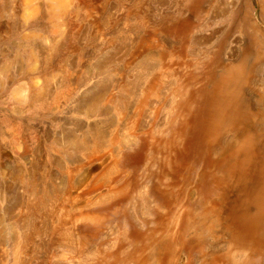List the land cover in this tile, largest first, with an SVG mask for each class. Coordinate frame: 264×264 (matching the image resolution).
Returning <instances> with one entry per match:
<instances>
[{
    "label": "rangeland",
    "instance_id": "obj_1",
    "mask_svg": "<svg viewBox=\"0 0 264 264\" xmlns=\"http://www.w3.org/2000/svg\"><path fill=\"white\" fill-rule=\"evenodd\" d=\"M85 2L89 23L101 15L109 19L106 28L87 25L85 41L81 35L89 56L71 51L74 43L66 38L55 48L37 37L34 65L27 54L30 40L24 39L21 63L11 62L14 22L28 21L23 0H0V69L8 66L0 72V264H206L211 256L228 254L231 264H264V226L254 229L245 217L264 151L243 169L225 150L236 128L219 139L212 130L221 62L240 53L249 63V85L264 93V0ZM37 3L43 7L42 0ZM41 13L37 26L47 24ZM161 50L163 64L151 59ZM113 54L110 74L95 75L96 65ZM70 59L77 66L64 69ZM145 76L155 82L151 90ZM31 78L51 97L18 102L19 85ZM68 80L71 88L59 95ZM101 90L102 114L88 116L84 101ZM117 110L124 114L125 132L115 122ZM92 127L105 137L95 147L65 148V136L81 137ZM35 166L41 190L30 195L32 188L15 175Z\"/></svg>",
    "mask_w": 264,
    "mask_h": 264
},
{
    "label": "bare ground",
    "instance_id": "obj_2",
    "mask_svg": "<svg viewBox=\"0 0 264 264\" xmlns=\"http://www.w3.org/2000/svg\"><path fill=\"white\" fill-rule=\"evenodd\" d=\"M86 1V0H85ZM84 0H42L43 7L40 4H36V0H23L24 7L23 10L27 13V22H20L15 21L14 22V29L13 33L10 36L11 38L14 37L13 41H11V44L14 46L15 54L12 57V64H17L18 62L21 63L20 57L22 54V48L23 45L21 43L22 39L29 42V48L27 51L29 60L35 64L38 52H37V46H32L35 39L37 37L44 38L46 42L49 43L55 42V45L53 47L59 48V41L63 37L68 39V41H72L71 44V51H79L78 56H82L83 58H86L89 56V52L87 51V45L86 42L84 44H80V38L81 35L85 41L84 36H86L87 25H90L92 28H106L107 25H109V19L101 15V17H98L97 20L90 22V14H85L83 10L86 8V2ZM255 1V0H254ZM93 3V2H92ZM256 5V4H255ZM91 6V3H90ZM89 6V7H90ZM42 8V9H41ZM88 8V7H87ZM256 9V8H255ZM88 10V9H87ZM91 10V9H90ZM85 11V10H84ZM43 12V18H46L47 24L46 25H36L38 14ZM240 14V13H239ZM42 15V13H41ZM40 16V14H39ZM242 17V16H241ZM42 18V17H41ZM89 20V22H88ZM260 20L256 18V21ZM49 25V26H48ZM37 26V27H36ZM28 27V32L23 34V28ZM90 27V28H91ZM240 27V26H239ZM63 28V29H62ZM139 29V28H138ZM142 29V28H141ZM242 30V29H241ZM240 30V31H241ZM252 30V29H251ZM264 30V29H263ZM239 31V32H240ZM115 34V33H114ZM87 37V36H86ZM89 37V36H88ZM240 37V36H239ZM111 38V37H110ZM119 38V37H118ZM153 39V38H152ZM260 39V38H259ZM123 40V39H122ZM111 41V40H110ZM172 41V40H171ZM155 44V43H154ZM169 44V43H167ZM172 44V43H171ZM179 44V43H177ZM123 45V44H122ZM238 45V44H237ZM245 45V44H244ZM243 45V46H244ZM250 45V44H249ZM47 46V45H46ZM153 46V45H152ZM169 46V45H168ZM181 47V46H180ZM46 48V47H44ZM48 49V48H47ZM46 49V50H47ZM146 49V48H145ZM173 49V48H172ZM171 49V50H172ZM24 50V49H23ZM27 50V48H26ZM43 51V50H42ZM116 51V50H115ZM142 51V50H141ZM181 51V49H180ZM244 51V50H243ZM253 51V50H252ZM12 52V51H11ZM237 50L235 51V53ZM240 52V51H239ZM43 54L45 52H42ZM49 53V52H48ZM122 53V52H121ZM155 53V52H154ZM163 50L158 52L156 54V57L152 55L149 57V59H156L157 62L160 64L163 62L165 58V55ZM175 53V52H174ZM234 53V54H235ZM72 54V53H71ZM169 54V53H168ZM172 54V53H171ZM257 54V53H256ZM122 55V54H121ZM240 53H236L234 56L237 57L235 60H232L230 62H221V72L218 77V86L215 88V95L213 96L214 99V105H213V125L212 130L214 132V137L216 139H219V137L223 134H225L226 130L232 129L233 127L236 128V130L231 132V138L229 142L225 146V150L227 149V157H230L237 166L239 167H245V165L250 164L249 163L253 157V155H257L259 151H264V93L260 94L257 93L255 88L249 85L248 78V67L249 63L246 60H243V57H239ZM49 56V55H48ZM115 55H111L108 59H104L101 62H97L96 65V74L95 75H109L112 68L110 67V64L112 61L116 62ZM241 56V55H240ZM51 57V55H50ZM103 57V56H102ZM173 57V56H171ZM223 57V56H222ZM146 58H148L146 56ZM177 58V56H176ZM79 59V58H78ZM145 59V58H144ZM143 59V60H144ZM172 59V58H170ZM251 61L253 60V57H249ZM147 60V59H146ZM169 60V59H168ZM68 64H64V69H72L74 66H77L75 63V60H68ZM142 61V60H141ZM219 61V60H218ZM261 61V60H260ZM78 62V61H77ZM149 62V61H148ZM170 62V61H168ZM176 62V61H175ZM4 63V61H3ZM8 63V62H7ZM81 63V61L79 62ZM130 64V63H129ZM163 64V63H162ZM215 64V63H214ZM20 65V64H19ZM149 65V64H148ZM32 66V65H31ZM142 66V65H140ZM150 66V65H149ZM148 66V68H150ZM155 66V65H154ZM159 66V65H158ZM220 66V65H219ZM254 66V65H253ZM4 67H1L0 72L3 71ZM8 67V66H7ZM6 67V68H7ZM35 67V66H34ZM32 67V68H34ZM157 67V66H156ZM161 67V65H160ZM5 68V69H6ZM21 68V66H20ZM54 68V66H53ZM135 68V67H134ZM140 68V67H139ZM146 68V67H144ZM147 68V69H148ZM174 68V67H173ZM217 68V66H216ZM55 69V68H54ZM146 69V70H147ZM254 69V68H253ZM139 70V69H138ZM143 70V69H141ZM156 70V69H155ZM163 70V67L161 68ZM251 70V69H250ZM34 71V70H33ZM52 71V70H51ZM140 71V70H139ZM19 72V71H18ZM48 72H50L48 70ZM161 72V71H160ZM176 72V71H175ZM213 72V70H212ZM59 73V72H58ZM88 73V72H87ZM124 73V72H123ZM159 73V72H158ZM70 74H72L70 72ZM91 74V73H90ZM137 74V73H136ZM169 74V73H168ZM56 72H53L52 77L57 76ZM178 75V74H177ZM257 75V74H256ZM50 76V75H48ZM139 75H136V77ZM184 76V75H183ZM258 76V75H257ZM58 77V76H57ZM164 77V76H163ZM217 77V76H216ZM50 78V77H49ZM71 78V77H69ZM110 78V77H109ZM143 78V77H142ZM159 78V77H158ZM180 78V77H179ZM187 78V77H186ZM104 79V78H103ZM102 79V80H103ZM145 85L146 89L151 90L154 86V81H152V78L145 76ZM172 79V78H171ZM40 80V79H39ZM134 80V79H133ZM157 80V79H156ZM155 80V81H156ZM176 80V79H175ZM130 81V80H129ZM166 81V80H165ZM168 81V80H167ZM184 81V80H183ZM253 81V80H252ZM45 82V81H44ZM99 82V81H98ZM105 83V81H104ZM109 83V82H108ZM130 83H133L130 82ZM129 83V84H130ZM140 83V82H139ZM172 83V82H171ZM170 83V84H171ZM178 83V82H177ZM184 83V82H183ZM186 83V82H185ZM189 83V82H188ZM187 83V84H188ZM248 83V84H247ZM255 83V82H254ZM23 84V85H22ZM21 85H19V89H17V96H18V102H29L31 105L37 101L44 102L45 98H50L51 94H45V91L41 88L39 89L37 87L38 81H36L34 78L27 79L24 81ZM44 84V83H42ZM46 84V83H45ZM73 84V83H72ZM127 84V83H126ZM135 84V83H134ZM125 85V84H124ZM123 85V86H124ZM138 85V84H137ZM136 85V86H137ZM256 85V84H255ZM42 86V85H41ZM169 86V85H168ZM181 86V85H180ZM61 87V86H60ZM134 87V86H133ZM71 88L70 81H65L62 84V91L59 93V95H63L68 89ZM101 88V87H100ZM132 88V87H131ZM130 88V89H131ZM137 88V87H136ZM140 88V87H139ZM157 88V87H156ZM102 89V88H101ZM128 89V88H127ZM175 89V88H174ZM250 89V92L248 91ZM107 90V89H106ZM129 90V89H128ZM138 90V89H137ZM147 90V91H148ZM184 90V89H183ZM195 91V90H194ZM49 92V91H48ZM130 92V90H129ZM140 92V91H139ZM58 93V92H57ZM68 93V92H67ZM162 93V92H161ZM131 94V93H130ZM138 94V93H137ZM119 95V94H118ZM129 95V94H128ZM142 95V94H141ZM168 95V94H167ZM176 95V94H175ZM192 95V94H191ZM190 95V96H191ZM46 96V97H45ZM125 96V95H124ZM120 97V96H119ZM208 97V96H207ZM131 98V97H130ZM189 98V97H188ZM106 99V92L101 90L98 92H95L91 97H89L86 102L84 101V112L91 117L99 116L102 114V105ZM124 99V98H123ZM128 99V98H127ZM162 99V97H161ZM138 100V99H137ZM116 101V100H115ZM161 101V100H160ZM169 101V99H168ZM172 101V100H170ZM135 102V101H134ZM184 102V101H183ZM182 102V103H183ZM115 103V102H114ZM121 103V102H120ZM136 103V102H135ZM118 104V102H117ZM131 104V103H129ZM209 104V103H208ZM108 105V104H107ZM116 105V104H115ZM119 105V104H118ZM112 106V105H111ZM131 106V105H130ZM174 106V105H173ZM149 107V106H148ZM170 108V107H169ZM174 108V107H173ZM192 108V107H191ZM114 109V108H113ZM128 109V108H127ZM163 109V108H162ZM208 109V108H207ZM129 110V109H128ZM83 112V110H81ZM107 111V110H106ZM132 111V110H131ZM136 111V110H135ZM173 111V110H172ZM186 111V110H185ZM191 111V110H190ZM115 112V111H114ZM125 112V111H124ZM164 112V110H163ZM183 112V111H182ZM207 112V111H206ZM142 113V112H141ZM131 114V113H130ZM146 114V113H145ZM152 114V113H150ZM166 114V113H165ZM171 114V113H170ZM164 115V114H163ZM236 117H235V116ZM123 112L120 110H117L115 112V122L117 125L121 126V129L123 132L126 131V124L125 119H123ZM136 116V115H135ZM169 116V115H168ZM107 117V116H106ZM143 117V116H142ZM151 117V115H150ZM127 118V117H126ZM183 118V117H182ZM113 119V117H112ZM165 119V118H164ZM114 120V119H113ZM134 120V118H133ZM141 120V119H140ZM110 121V120H109ZM127 121V120H126ZM142 121V120H141ZM139 121V122H141ZM110 123H113L110 122ZM115 124V123H114ZM168 124V123H167ZM134 125V123L132 124ZM162 125V124H161ZM114 126V125H113ZM140 126V125H139ZM110 127V126H108ZM104 128V127H103ZM120 128V127H119ZM129 128V127H128ZM141 128H143L141 126ZM114 129H116L114 127ZM84 130V129H83ZM133 130V129H132ZM110 131V130H109ZM128 131V130H127ZM113 132V131H112ZM110 132L108 135V139L110 141H113V134ZM83 133V132H82ZM120 133V132H119ZM68 135V134H67ZM64 136V135H63ZM81 136V135H80ZM118 137V136H117ZM104 137V132L101 130V128L98 127H92L82 134L81 137L74 136V135H68L65 136L62 139V142L65 145V148L67 149H75V151H84L85 149H89L93 146L96 141H100ZM125 138V137H124ZM127 138V137H126ZM214 138V139H215ZM107 139V140H108ZM105 140V141H107ZM135 140V139H134ZM225 140V138H224ZM61 142V141H60ZM125 142V141H124ZM130 142V141H129ZM201 142V141H200ZM214 142V141H213ZM62 143V144H63ZM220 143V142H219ZM223 141V145H224ZM217 144V143H216ZM103 145V144H102ZM123 145V144H122ZM99 147V146H98ZM123 147V146H122ZM121 147V148H122ZM153 148V147H152ZM66 149V150H67ZM113 149V148H111ZM223 149V148H222ZM95 150V149H94ZM156 150V149H155ZM68 151V150H67ZM70 151V150H69ZM89 153V152H88ZM151 153V152H149ZM218 153V151H217ZM219 153H221L219 151ZM92 154V153H91ZM262 154V153H261ZM264 154V153H263ZM81 156V155H80ZM150 156V155H149ZM262 156V155H261ZM70 158V157H69ZM71 160V159H70ZM211 160V159H210ZM224 160V159H223ZM226 160V158H225ZM152 162V161H151ZM221 162V161H219ZM218 162V163H219ZM217 163V164H218ZM231 163V162H230ZM39 164V163H38ZM150 164V163H149ZM216 164V163H215ZM65 165V164H64ZM60 166V165H59ZM63 166V165H62ZM61 167V166H60ZM99 167V166H98ZM227 167V166H226ZM230 167V166H229ZM64 169V168H63ZM233 169V168H232ZM244 169V168H243ZM248 169V168H247ZM36 166L31 167L26 171H19L15 177L19 180L23 179V182L26 186V189H31L30 195L37 194L40 192V184L39 179L36 178L35 172ZM220 171V170H219ZM244 171V170H243ZM38 172V171H37ZM246 172V171H245ZM225 173V172H224ZM231 173V172H230ZM239 174V173H238ZM237 174V175H238ZM241 174V173H240ZM37 175V174H36ZM235 175V174H234ZM233 175V176H234ZM38 176V175H37ZM40 176V175H39ZM212 176V175H211ZM210 176V177H211ZM41 177V176H40ZM215 177V176H214ZM224 177V176H223ZM241 177V176H240ZM243 178V176H242ZM245 179V178H244ZM235 180V179H234ZM77 181V180H76ZM233 183V181H232ZM235 183V182H234ZM210 184V183H209ZM238 184V183H237ZM44 185V184H43ZM42 185V186H43ZM85 185V184H84ZM108 185V183H107ZM45 187V186H44ZM143 187V186H142ZM239 187V186H238ZM59 188V187H58ZM74 188V187H73ZM108 188V187H107ZM50 189V188H49ZM2 191V189H0ZM47 190V189H46ZM91 190V189H89ZM217 190V188H216ZM43 188V192H44ZM50 191V190H49ZM3 192V191H2ZM48 192V191H47ZM60 192V189H59ZM139 192V191H138ZM146 192V191H145ZM42 193V192H41ZM65 193V192H64ZM85 193V192H84ZM114 193V192H111ZM46 194V193H45ZM63 194V193H62ZM74 194V193H73ZM79 194V193H78ZM100 194V193H99ZM50 195V194H48ZM72 195V194H71ZM111 195V194H110ZM140 195V194H139ZM109 196V195H108ZM137 196V195H136ZM142 196V195H140ZM36 197V196H34ZM47 197V196H46ZM49 197V196H48ZM61 197V196H60ZM59 197V198H60ZM132 197V196H131ZM73 198H75V195H73ZM70 199V198H69ZM102 199V198H100ZM184 199V198H183ZM182 199V200H183ZM202 199V198H201ZM75 200V199H74ZM185 200V199H184ZM149 201V200H148ZM243 200H241L242 202ZM65 202V201H64ZM74 202V201H73ZM97 202V201H96ZM147 202V199H146ZM145 202V203H146ZM161 202V201H160ZM187 202V201H186ZM70 203V202H69ZM144 203V204H145ZM182 203V202H181ZM190 203V202H189ZM215 203V202H214ZM237 203V202H236ZM58 204V203H57ZM56 204V205H57ZM78 204V203H77ZM216 205V204H215ZM26 206V205H25ZM70 206V205H69ZM72 206V205H71ZM184 207V206H183ZM38 208V207H37ZM88 208V207H87ZM147 208V207H146ZM182 208V207H181ZM186 208V207H185ZM39 209V208H38ZM74 209V208H73ZM76 209V208H75ZM85 209V208H83ZM82 209V210H83ZM149 209V208H148ZM152 210V209H151ZM185 210V209H184ZM183 210V211H184ZM65 213V211L63 210ZM62 212V213H63ZM69 212V211H68ZM67 212V214H68ZM177 212V210L175 211ZM153 213V212H152ZM162 214V213H161ZM179 214V213H178ZM38 215V214H36ZM71 216V215H70ZM251 218L249 219V217ZM72 217V216H71ZM178 217V216H177ZM185 217V216H184ZM245 217L249 220V224L252 228L260 229L264 226V161L260 164V169L258 173V179H257V185L255 187V190L251 195H248L247 201H246V207H245ZM69 219H73L69 218ZM68 219V220H69ZM175 219V218H174ZM181 219V217H180ZM65 220V219H64ZM133 220V219H132ZM178 220V218H177ZM66 221V220H65ZM247 221V220H246ZM72 222V221H71ZM75 222V221H74ZM87 222V221H86ZM171 222V221H170ZM179 222V221H178ZM185 222V221H184ZM70 223V222H69ZM85 223V222H83ZM72 224V223H71ZM95 224V223H94ZM97 224V223H96ZM171 224V223H170ZM179 224V223H178ZM177 224V225H178ZM82 225V224H81ZM172 225V224H171ZM183 225V224H182ZM181 225V226H182ZM99 226V225H98ZM170 226V225H169ZM180 226V225H179ZM67 227V226H66ZM196 227V225H195ZM211 227V226H210ZM124 229V228H123ZM182 229V227H181ZM216 230V229H215ZM193 231V230H192ZM21 232V231H20ZM121 232V231H120ZM188 234V233H187ZM22 235V233H21ZM143 235V234H142ZM147 235V234H146ZM175 234H173L174 236ZM190 235V234H189ZM209 235V234H208ZM218 235V234H217ZM91 236V235H89ZM121 236V235H120ZM141 236V235H140ZM216 236V235H215ZM223 236V235H222ZM14 237V236H12ZM24 237V236H23ZM64 237V236H63ZM95 237V236H94ZM99 237V236H98ZM142 237V236H141ZM17 238V237H15ZM14 238V241H15ZM134 238V237H133ZM143 238V237H142ZM188 238V237H187ZM92 239V238H91ZM13 240V239H12ZM17 240V239H16ZM77 240V239H76ZM75 240V241H76ZM98 240V239H97ZM126 240V239H125ZM134 240V239H133ZM190 240V239H189ZM211 240V239H210ZM225 240V239H224ZM74 241V243H75ZM78 241V240H77ZM120 241V240H119ZM130 241V240H129ZM138 241V239H137ZM136 241V242H137ZM62 242V241H61ZM80 241H78L79 243ZM128 242V241H126ZM177 242V241H176ZM189 242V241H188ZM16 243V242H15ZM97 243V242H96ZM212 243V242H211ZM216 243V242H215ZM25 244V243H24ZM129 244V243H128ZM147 244V243H146ZM163 244V243H162ZM161 244V245H162ZM165 244V243H164ZM258 244V243H257ZM15 245V244H14ZM18 245V243H17ZM21 245V244H20ZM77 245V244H76ZM89 245V244H88ZM140 245V244H139ZM262 245V244H261ZM80 246V245H79ZM166 246V245H165ZM205 246V245H204ZM253 246V245H252ZM258 246V245H256ZM16 246H14V250ZM92 247V246H91ZM94 247V246H93ZM125 247V245H124ZM133 247V246H132ZM136 247V246H135ZM185 247V246H184ZM254 247V246H253ZM97 248V247H96ZM104 248V247H103ZM139 248V247H138ZM170 248V247H169ZM89 249V248H88ZM122 249V248H121ZM257 249V248H256ZM165 250V249H164ZM167 250V248H166ZM259 250V249H257ZM261 250V249H260ZM264 250V249H263ZM142 251V250H141ZM150 251V250H148ZM168 251V250H167ZM193 251V250H192ZM207 251V250H206ZM13 252V250L11 251ZM24 252V251H23ZM79 252V251H78ZM77 252V253H78ZM82 252V251H81ZM84 252V251H83ZM136 252V250H135ZM176 252V251H175ZM185 252V251H184ZM254 252V251H253ZM101 253V251H100ZM119 253V252H118ZM122 253V252H121ZM201 253V252H200ZM82 254V253H81ZM104 254V253H103ZM116 254V253H114ZM128 254V253H127ZM135 254V253H134ZM92 255V254H91ZM96 255V254H95ZM112 255V254H111ZM117 255V254H116ZM123 255V254H122ZM145 255V254H143ZM166 255V254H165ZM246 255V254H245ZM255 255V254H253ZM139 256V255H138ZM258 256V255H257ZM256 256V258H257ZM261 256V255H260ZM17 257V256H16ZM23 257V256H22ZM134 257V256H133ZM180 257V256H179ZM231 254L228 255H219V256H211L209 259H207L205 262L206 264H231ZM13 258V257H12ZM19 258V257H18ZM86 259V257H84ZM92 258V257H91ZM99 258V257H98ZM112 258V256L110 257ZM125 258V257H124ZM237 258V257H236ZM241 258V257H240ZM2 259V258H1ZM117 259V258H116ZM141 259V258H140ZM176 259V258H175ZM239 259V258H238ZM74 260V259H73ZM83 260V259H80ZM101 260V259H100ZM142 260V259H141ZM165 260V259H164ZM240 260V259H239ZM2 260H0L1 262ZM13 261V260H12ZM71 261V260H70ZM75 261V260H74ZM107 261V260H106ZM105 261V262H106ZM116 261V260H115ZM114 261V263H115ZM118 261V260H117ZM135 261V260H134ZM138 261V260H136ZM3 262V261H2ZM1 262V263H2ZM77 262V261H75ZM82 262V261H81ZM120 262V261H119ZM124 262V260H123ZM129 262V261H128ZM132 262V261H131ZM161 262V261H160ZM250 262V261H249ZM18 263V261L16 262ZM113 263V261H112ZM134 263V262H133ZM173 263V262H171ZM191 263V262H190ZM189 263V264H190ZM246 263V262H245ZM15 264V263H14ZM117 264V263H116ZM122 264V263H121ZM127 264V263H126ZM194 264V263H193Z\"/></svg>",
    "mask_w": 264,
    "mask_h": 264
}]
</instances>
